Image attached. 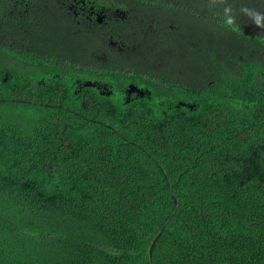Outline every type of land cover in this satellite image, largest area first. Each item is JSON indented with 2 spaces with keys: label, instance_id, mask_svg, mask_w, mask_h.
Listing matches in <instances>:
<instances>
[{
  "label": "trees",
  "instance_id": "trees-1",
  "mask_svg": "<svg viewBox=\"0 0 264 264\" xmlns=\"http://www.w3.org/2000/svg\"><path fill=\"white\" fill-rule=\"evenodd\" d=\"M0 264H264V0H0Z\"/></svg>",
  "mask_w": 264,
  "mask_h": 264
},
{
  "label": "flooded vegetation",
  "instance_id": "flooded-vegetation-1",
  "mask_svg": "<svg viewBox=\"0 0 264 264\" xmlns=\"http://www.w3.org/2000/svg\"><path fill=\"white\" fill-rule=\"evenodd\" d=\"M21 1H23V0H21ZM76 7H77L76 9L81 10L80 12H82V14H83V12H84V13L90 15V16H96V20H97V21H100L103 17H105V16H107V15H108L109 17H111V15H112V11H111V9H110L111 6H110L109 8H107V9H101V10H99V7H97V8L94 9V11H93V10L89 11V10H87V8H82V7L80 6V3H79V5L76 6ZM90 9H93V8H90ZM112 10H113V8H112ZM113 11H114L115 13H118L119 9H114ZM75 13H76V12H75ZM76 14H78V12H77ZM121 14H123V17L125 16V13H122V12H121ZM101 16H102V17H101ZM114 43H115V42H114ZM126 89L129 91L130 94H134V93H137V94H139V95H142V94H143V90H142V89H139L138 87H136V86H134V85H132V84H129V85L127 86Z\"/></svg>",
  "mask_w": 264,
  "mask_h": 264
},
{
  "label": "water",
  "instance_id": "water-1",
  "mask_svg": "<svg viewBox=\"0 0 264 264\" xmlns=\"http://www.w3.org/2000/svg\"><path fill=\"white\" fill-rule=\"evenodd\" d=\"M148 256L150 258V246L148 247Z\"/></svg>",
  "mask_w": 264,
  "mask_h": 264
},
{
  "label": "rangeland",
  "instance_id": "rangeland-1",
  "mask_svg": "<svg viewBox=\"0 0 264 264\" xmlns=\"http://www.w3.org/2000/svg\"><path fill=\"white\" fill-rule=\"evenodd\" d=\"M78 12V9L76 10V13Z\"/></svg>",
  "mask_w": 264,
  "mask_h": 264
}]
</instances>
